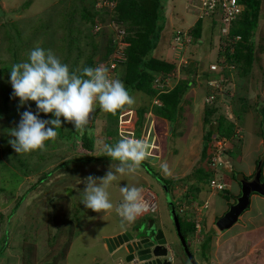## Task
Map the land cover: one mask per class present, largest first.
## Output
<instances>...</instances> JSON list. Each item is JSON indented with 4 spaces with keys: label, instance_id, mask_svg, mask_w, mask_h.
<instances>
[{
    "label": "rangeland",
    "instance_id": "1",
    "mask_svg": "<svg viewBox=\"0 0 264 264\" xmlns=\"http://www.w3.org/2000/svg\"><path fill=\"white\" fill-rule=\"evenodd\" d=\"M176 2L174 10L169 4L171 0L168 2L170 12L172 10L174 14L183 12L184 3H181V0H176ZM96 3L97 0L93 6L91 5L92 0H0V217L2 216L3 220L0 223V264H115L118 257L109 256V251L103 247L101 239L116 232L115 229L122 225L121 218L114 211L107 214L96 213L81 204L85 185L80 183V180H84L89 175L103 177L112 163L115 166L116 162H112L111 159L101 158L104 156L101 145L102 143L115 144L122 136L144 139L151 145V155L143 162L150 167V171H147L142 164L141 170L136 175L121 177L119 184H114L109 189L110 197L115 204L122 201L119 185L123 187L131 184L143 189L147 204L146 211L135 222L124 223L123 228L130 231L132 228L135 230L141 228V231L148 232L147 236L161 229L175 245L174 255L171 256L174 260L173 264H190L189 255L185 252L176 226L172 222L169 204L173 203L178 212V208L182 205L191 209V206L200 207L205 202H209L207 208L203 210L200 232L187 236L185 244L188 252L192 257L194 256L192 259L197 264H203L201 261L203 257H200L201 245L207 241L209 246L205 254L210 261L215 262L218 252L215 244L216 238L212 241L211 232L206 233V230L209 227L215 229V221L223 216L230 205L234 204L233 197L236 198L237 195L231 188V183L236 182V175L247 169L256 168L255 162L264 154V145H261L262 141L264 142V128L262 127V122L264 123V66H261L258 58L255 57L254 67L247 77H242L236 82L233 80L232 83L224 79L214 80L216 85L221 87L219 93L221 95L215 96L219 114L232 119L233 111L241 106L245 111L247 110L242 111L240 116L241 140L236 142L237 146L233 149L232 143H228L227 149L231 146L232 151L230 155L223 157L212 154V141L209 142L206 156L209 153L211 160L217 165L215 167L205 154L202 155L209 128H206L204 124L205 99L208 96L210 83L214 82L211 81L213 76H208L210 74L208 69L211 62L217 60L219 46V23L217 21L213 26V31L210 28V32L207 28L200 26L199 40L202 44L195 43V38L192 36L191 43L186 47L174 42V35L178 32L176 28L179 27L168 29L166 19L164 21L159 43L153 54L174 65L175 71L168 80L170 87L179 80L191 82L173 125L157 118L149 109L139 136H135L138 120L136 112L143 105H147V101L149 103L150 101L141 94L133 93L136 104L122 111L116 126L111 127L107 120V113L97 105L93 121L85 130L86 137L93 141V145L84 142V133L76 132L74 124L64 121L63 117L61 119L64 125L58 129V138L54 142H47L48 150L45 152L17 154L8 143L11 138L9 130L18 125L21 113L29 108L33 113L37 111L34 102L20 106V101L14 96L9 82V72L14 64L13 29L21 36L19 38L18 35L19 39L17 38L14 42L19 49L17 63L26 61L29 52L39 45L45 50L51 49L63 63L69 66L70 70L80 69L88 61H93L94 68V63L100 61L108 37L111 38L120 31L109 21L110 19H102L104 14L110 12L113 7L107 5L97 8L96 5H99ZM99 3L112 2L103 0ZM112 5L115 6L114 3ZM165 5L166 10L167 2ZM79 7H87L90 14L93 12L90 10L91 7L94 12L100 9L101 16L99 14V18L96 17V27L101 28L99 32H95L94 27L90 30V23L84 21L79 15L70 26V31L67 30L65 25L67 26L69 15L73 9ZM169 13H164V16ZM185 13L187 14L186 11ZM189 18L193 22L185 17L182 18L181 27L185 28L179 29L180 33L193 31L196 24H193L192 15ZM205 24L207 23L203 25ZM182 61H186L187 65L185 66ZM5 65H10L9 71L1 70ZM235 73H237L236 69ZM225 76L231 77V74ZM230 98L233 99L234 104L229 100ZM157 104L158 101L155 98L149 106ZM40 118L53 119L49 114L43 113L40 114ZM109 128H114V130L116 128L113 138L107 136ZM215 138L217 136L214 135L212 139ZM89 158L98 159L85 160ZM78 159L83 160L78 161ZM234 159L237 164L234 173L226 174L227 169L233 168ZM218 161H221L220 164ZM66 162L70 163L64 165L63 163ZM164 163L168 166V173L163 172L160 167ZM61 164L63 166L59 167ZM198 169L202 172H210L212 176L215 174L221 177L227 189L222 192H212L207 181L198 183L196 179ZM156 175L166 181L168 196L162 191L163 187L158 183ZM232 175L235 178H231ZM261 179L264 182V166ZM225 191L229 194L224 193ZM149 192L152 195L148 194ZM23 194H25L24 199L12 214V207ZM154 198L158 200L153 201V205L156 203L158 208L151 212L149 203ZM259 204V198L251 201L249 210L254 208L251 213L247 210L243 217L247 214L249 217L256 214ZM154 207L155 205L153 209ZM190 214L191 212H184L179 216L181 220L190 222L192 219ZM174 216L177 217V213ZM142 219L146 223L151 222L153 226L151 231H149L150 228L144 226ZM263 220L264 218L261 219ZM236 227L238 228L234 226L232 230ZM135 230L131 234L136 233ZM143 232L139 234H144ZM1 235L6 239L3 243ZM262 235H264V229L253 234L252 239L258 240L256 237H262ZM206 236L210 237L207 239ZM221 243L222 240L219 238L218 245Z\"/></svg>",
    "mask_w": 264,
    "mask_h": 264
},
{
    "label": "clouds",
    "instance_id": "2",
    "mask_svg": "<svg viewBox=\"0 0 264 264\" xmlns=\"http://www.w3.org/2000/svg\"><path fill=\"white\" fill-rule=\"evenodd\" d=\"M9 74L13 94L20 106L34 102L37 108L35 113L30 108L22 112L18 125L9 130L8 143L17 154L47 151V142L58 138L61 117L83 134L97 105L104 112L114 114L136 104L122 80L111 77L107 66H86L73 71L51 49L45 50L39 45L29 52L26 61L13 64ZM41 113L51 114L54 119H41ZM150 147L144 139L130 136H122L115 144L102 143V153L116 162L115 166L112 163L103 177L89 175L80 180L85 185L81 204L96 213L114 211L121 218L122 226L135 222L147 209L143 189L131 184L119 185L122 201L118 204L112 201L109 189L119 184L121 177L136 175L141 170L143 162L151 155ZM160 167L163 172H169L166 163ZM170 253L167 250L164 260L173 264L174 260L167 259Z\"/></svg>",
    "mask_w": 264,
    "mask_h": 264
},
{
    "label": "trees",
    "instance_id": "3",
    "mask_svg": "<svg viewBox=\"0 0 264 264\" xmlns=\"http://www.w3.org/2000/svg\"><path fill=\"white\" fill-rule=\"evenodd\" d=\"M98 1V0H97ZM103 1V0H100ZM108 2H112L115 4L114 8L104 14L102 17L103 20L110 19L109 21L116 26H119L120 29L124 31L123 40L128 44V46L124 50L125 61L122 65L118 67L116 78L122 80L126 88L130 91L131 94H141L150 101H147V105H143L136 112L138 116V120L136 121V133L135 136H139V132L141 130L142 124L144 122L145 116L147 115L149 109H151L154 115L158 118H161L165 121H168L170 125H173L177 117L179 115V111L181 110V102L185 93L191 86L190 81L181 82V80L177 81L175 85L170 87L168 84L169 78L171 79L172 74L175 71V67L173 64L166 62L164 59L157 58L155 54H153L159 43L160 32L163 29V24L165 21V4L167 0H106ZM241 6L246 7L243 9L242 19L239 22H236L231 27V36L240 37V41L234 47V51L232 53L226 54V63L231 66H234L237 74L242 77H247L250 74L253 64L255 62V54H254V43L253 36L256 28L257 20H258V6L259 3L257 0H239ZM95 4V0H92V6ZM93 12L90 14L89 9L87 7H79L73 9V12L69 15V20L67 23L68 31H70V26L73 25L75 18L79 15L84 21H88L90 23V30L95 28L97 25L96 17L99 18V14L101 16L100 9L94 12L93 8L91 9ZM95 13V14H93ZM202 22L196 23L193 31H191L192 36L195 39L199 38L200 26ZM69 28V29H68ZM13 29V51L12 55L14 58V64L17 63V55H18V46L14 44L16 39L20 36L19 33H16ZM12 31V30H10ZM195 36H194V35ZM19 35V36H18ZM21 38V36L19 37ZM18 38V39H19ZM115 35H112L111 38L108 37L107 45L104 47V52L101 54L100 62L105 61L110 53L112 45L114 44ZM197 42V40H195ZM221 54L218 53L217 62L219 63V57ZM221 64V63H219ZM93 67V61H88V63L83 67ZM10 65H5L1 70L9 71ZM209 75V74H208ZM228 75V74H227ZM224 80L231 81L229 78L225 77ZM156 83V85H154ZM208 95V93H207ZM219 97V96H218ZM157 99L158 104L149 106L152 103L153 99ZM217 98V97H216ZM218 99V98H217ZM219 100V99H218ZM231 102L233 99H229ZM217 101L213 100L211 103L206 105L204 110V124L205 127H209L207 131V135L204 141V148L202 151V155L206 156V148L209 147V142L213 141L212 137L215 135L218 138H225L228 140V143H232V149L236 147V142L240 141V136L236 133L237 125L230 119H227L224 115L218 113ZM150 107V108H149ZM152 107V108H151ZM126 110L122 109L117 111L116 113H107V120L111 127L116 126L117 119L122 111ZM243 109L235 111V116L238 120H240V116L242 114ZM245 111V109H244ZM51 118L54 117L49 114ZM213 116V117H212ZM62 121V126L64 125V121ZM215 122L213 125L211 123ZM240 122V121H239ZM263 128H264V123ZM209 125V126H208ZM240 126V124L238 125ZM58 131V130H57ZM60 131V130H59ZM86 132H84L83 140L87 142L89 145H93V141L90 138L86 137ZM116 134V128L107 129V136L109 138H113V135ZM241 143V142H239ZM231 146L227 149L224 154L230 155L232 149ZM206 158L210 159L209 153ZM260 159V158H259ZM257 160V163L259 161ZM83 159H78V161H82ZM89 160H97L95 158L85 159ZM70 162L63 163L67 165ZM61 164L59 167L63 166ZM147 171H150V167L145 164ZM200 169V168H199ZM196 172V179L198 183L209 181L212 178V173L210 172H202L199 170ZM234 173V172H233ZM198 175V176H197ZM157 179L161 180L164 185H166V181L161 179L156 175ZM262 177V175H261ZM233 178H235L233 176ZM250 178V177H246ZM262 181V179H261ZM263 182V181H262ZM238 187H240L239 183ZM168 188V187H167ZM226 193V192H224ZM25 194L22 195L20 199L15 203L11 210L12 214L14 210H16L22 200L24 199ZM234 199V197H233ZM174 205V204H173ZM176 213H178L176 211ZM9 215V214H8ZM179 214H177L178 225L180 228L181 236L184 241L187 239V236L194 235V224L193 222H185V220H181ZM184 221V222H183ZM3 222L2 216L0 217V223ZM7 233V232H6ZM5 237L6 234L4 233ZM3 237V235H1ZM5 237L2 238V243L4 242ZM53 240V239H52ZM186 242V241H185ZM208 243L205 241L202 244L201 254L204 258H207L205 251ZM1 253V252H0Z\"/></svg>",
    "mask_w": 264,
    "mask_h": 264
},
{
    "label": "built area",
    "instance_id": "4",
    "mask_svg": "<svg viewBox=\"0 0 264 264\" xmlns=\"http://www.w3.org/2000/svg\"><path fill=\"white\" fill-rule=\"evenodd\" d=\"M100 0L97 1L96 5L97 8H100L101 6H107L111 5L113 8L114 6L112 3H99ZM185 10L189 15H192L194 18V24L198 22H218L219 23V46H218V53L221 54L219 57V64L217 61L214 64L209 65L208 72L210 74L218 75V80L225 79V77L229 78L231 81L234 80V73H235V67L229 65L226 63V54L232 53L234 51V47L236 44L240 41V37L238 36H231V27L234 23L239 22L242 17L243 13V7L239 3V0H185ZM116 26V25H114ZM95 32H99L101 28L95 27ZM119 34L115 35L114 44L111 48V53L109 57L105 61H98L95 64V67L97 65L103 64L107 66L110 70V75L112 78H116V73L118 70V67L122 65L125 61L124 56V50L128 46V44L123 40V34L124 31L117 26ZM192 35L191 30L189 32H183L180 33L179 31L175 33L174 35V42H176L178 45H185L188 46V44L192 41ZM184 62V65H187L186 61ZM227 74H231V77L225 76ZM214 81V80H211ZM216 81V80H215ZM210 83V90L208 89V96L205 99V103H211L213 100H215V96H219L221 94L219 88L216 84V82ZM208 83V84H209ZM220 84V83H219ZM233 121V119H230ZM235 125H237L236 122H234ZM236 127H239L238 125ZM238 129V128H237ZM236 133L240 136L241 134V128L236 130ZM212 154L221 155L222 157L225 155L224 152L227 150V144L228 140L225 138H215L212 139ZM210 161L211 160L210 157ZM221 161H218V164H220ZM214 167L217 166L214 162L211 163ZM214 174V172H213ZM214 174L212 178L208 181V187L212 192H222L227 189V185H225V182H222V178L219 176H216ZM226 192V191H225ZM228 193V192H227ZM148 194H151L149 192ZM152 195V194H151ZM153 201L152 199L150 201V209L151 212L154 210H157L156 207L153 209ZM152 203V204H151ZM207 208V202L202 204L200 207L197 206H191V209L186 206L182 205L180 208H178V214L182 215L184 212H191V221L194 223L195 231L198 233L200 232V223H201V215L202 211ZM168 257L169 261H173V258Z\"/></svg>",
    "mask_w": 264,
    "mask_h": 264
},
{
    "label": "crops",
    "instance_id": "5",
    "mask_svg": "<svg viewBox=\"0 0 264 264\" xmlns=\"http://www.w3.org/2000/svg\"><path fill=\"white\" fill-rule=\"evenodd\" d=\"M169 1L170 0H167V9L165 10V13L170 12V10H169L170 6L168 5ZM257 1L259 3V6H258L259 7V10H258L259 16H258V20H257L258 26H256L255 31H254V36H253V43H254L253 48H254L255 57L258 58L259 63H261V66L262 65L264 66V0H257ZM182 2L184 3L183 12H179L177 14L172 13V12H174L173 11L174 6H176V4H177L176 0H171V3H169L172 6L173 10L168 15H165L167 25H169L168 29L170 27H179V28H176L177 29L176 31H179V29L181 30V29L185 28V27H181L182 26L181 23L183 20L182 18H184V17L187 18V20H191L193 22V20L191 18H189L191 15H189L188 13L187 14L185 13V11H186L185 10V0H181V3ZM165 8H166V5H165ZM241 19H242V17H241ZM204 23H207V24H205V26H204L203 25ZM214 25H215V22H210V21H207V22L205 21V22L201 23V26L203 28H207L208 32H210L209 31L210 28L213 31ZM195 40H197V42H195V43L202 44V42H201V40H199V38L195 39ZM217 56H218V51H217ZM214 63H216V62H211V64H214ZM253 67H254V64H253ZM208 76H213V78L211 80H218V75H214V74L210 75L209 74ZM240 79H241V77L237 73H235L234 81L236 82ZM230 83H232V81H230ZM232 86H234V84ZM232 103H233V101H232ZM240 109H243V111H244V108H242V106L235 111L237 112ZM235 111H233V113H232L233 114L232 119H233V122H236L237 125H239L240 120H238L236 118ZM234 118H236V119H234ZM261 145H264L263 141H262ZM91 161H93V160H91ZM236 165H237L236 159H234L233 164H232L233 168L227 169L226 174H228V173L233 174L234 168ZM254 170H255V168L254 169H247L241 173L245 177H251V175L254 173ZM231 178H233V175L231 176ZM233 183H231V188H233V190L235 191V194L238 196L240 193V187H238V184L236 182L234 184ZM257 198H259L260 204H259L258 210L256 211V214H254L253 216H250V217L247 214L245 217H243L244 213L247 210H249V208H248L239 217L237 224L234 225V226H238V228L236 227L234 230H232V228L234 227L233 226L229 230H226L223 232H219L216 227H215V229L214 228L210 229V227L207 228L206 233L211 232L212 235H210V234L209 235L211 236L212 241H213V239L216 238L215 244H216L218 252H217L215 262L210 261V259L208 257L204 258L203 255L200 253L201 254L200 257H203V259H201L203 264H242V262H245V264H264V235H262V237L257 236L256 238H258V240L252 239L253 234L258 233L261 229H264V222H263L264 220L261 221V219L264 218V216H263L264 215V197H261L257 194H253L250 198V204H251V201H253ZM207 203L209 204V202H207ZM169 207H170V204H169ZM172 207L176 213V207H174L173 203H172ZM249 207H250V205H249ZM253 208L251 210H249L248 212L251 213ZM169 210H172V208L170 207ZM203 212L204 211H202L201 220H202ZM167 213H168V211H167ZM159 216H160L159 218L161 219V215H159ZM169 218H170V216H169ZM162 220H163V217H162ZM162 224H164V223L162 222ZM115 230H116V232L109 234L108 236H105L104 238L102 237V239H101L103 242V247H105L106 249H107V247L104 243V239H108V238L114 237L118 234H122L124 231H126L128 229L123 228V226L121 225L119 228H117ZM165 231H166V229H165ZM194 232H196L195 228H194ZM165 233H167V232H165ZM196 233H194V234H196ZM164 236L167 239H169V237H167L166 234H164ZM210 236H206V238L208 239V237H210ZM219 238L222 240V243L220 245H218ZM208 246L209 245H207L206 249L208 248ZM171 248L174 250L175 245L174 244H173V246L171 245ZM201 249H202V247H201ZM173 250H170L172 255H174ZM121 251H123V253H121ZM171 253H170V255H171ZM115 255L119 259V260L118 259L116 260L117 263L115 261V264L127 263V261H126L127 251L125 248L120 249V250L117 249V250H114L112 252H109V256H115ZM167 263H169V262H167Z\"/></svg>",
    "mask_w": 264,
    "mask_h": 264
},
{
    "label": "water",
    "instance_id": "6",
    "mask_svg": "<svg viewBox=\"0 0 264 264\" xmlns=\"http://www.w3.org/2000/svg\"><path fill=\"white\" fill-rule=\"evenodd\" d=\"M91 121L92 118L90 122ZM263 166L264 154L260 157L256 169L249 179H247L242 173H238L236 175V182L240 185V194L235 198L234 204L229 206L228 210L223 214V216L215 221V227L219 232L229 230L238 222L239 217L249 208L250 198L253 194L264 197V182L261 181ZM154 178L156 179V177ZM158 183L162 185L164 193L166 196H168V190L166 186L163 185V182L158 179ZM170 207L172 208V210H170L172 222H174L176 226L175 228L177 230V234L180 237V241L185 252L187 255H189L188 257L190 259V264H197L192 259L191 254L188 252L185 241L181 236L177 217L174 216L176 213L173 210L171 203ZM142 232L143 231H141V228H139L134 234L129 232L118 234L114 237L104 239V243L109 252H112L116 249L125 248L127 251V263L132 264L137 262L138 264H169L164 260L167 255V250L164 247L166 244V239L164 238L162 232L158 230L154 238L147 236L148 232H143L146 236L137 239V235Z\"/></svg>",
    "mask_w": 264,
    "mask_h": 264
},
{
    "label": "flooded vegetation",
    "instance_id": "7",
    "mask_svg": "<svg viewBox=\"0 0 264 264\" xmlns=\"http://www.w3.org/2000/svg\"><path fill=\"white\" fill-rule=\"evenodd\" d=\"M101 158H103V159H110V158H108V157H101ZM143 165L145 166V163H143ZM149 173H151V172H149ZM163 191V190H162ZM154 192H155V194H157V192L154 190ZM164 192V191H163ZM157 196H158V194H157ZM155 200H158V199H156V198H154V201ZM155 207L156 208H158L157 206H156V203H155ZM142 223H144V226L146 227V228H150L149 229V231H151V229L153 228V226L151 225V222L150 223H146L145 221H144V219H142V221H141ZM135 230V228H132V231H130V230H126V231H124L123 233H131V232H133ZM138 230V229H137ZM137 230H135V231H137ZM156 232H158V230H155V231H153V232H151L152 234L150 235L152 238H154L155 236H156ZM162 234H163V232H162ZM141 235H143V236H141ZM164 235V234H163ZM140 237H145L144 236V234H138L137 235V239L138 238H140ZM164 238L166 239V244L164 245V247H165V249L166 250H173L171 247H169V245H173L171 242H170V239H167L165 236H164Z\"/></svg>",
    "mask_w": 264,
    "mask_h": 264
}]
</instances>
